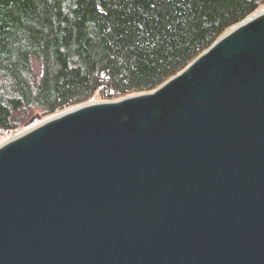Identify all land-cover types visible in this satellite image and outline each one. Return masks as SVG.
Listing matches in <instances>:
<instances>
[{
  "label": "water",
  "instance_id": "water-1",
  "mask_svg": "<svg viewBox=\"0 0 264 264\" xmlns=\"http://www.w3.org/2000/svg\"><path fill=\"white\" fill-rule=\"evenodd\" d=\"M31 124L0 144V264H264V10L153 91Z\"/></svg>",
  "mask_w": 264,
  "mask_h": 264
},
{
  "label": "trees",
  "instance_id": "trees-1",
  "mask_svg": "<svg viewBox=\"0 0 264 264\" xmlns=\"http://www.w3.org/2000/svg\"><path fill=\"white\" fill-rule=\"evenodd\" d=\"M264 0H0V139L32 114L150 92Z\"/></svg>",
  "mask_w": 264,
  "mask_h": 264
},
{
  "label": "rangeland",
  "instance_id": "rangeland-1",
  "mask_svg": "<svg viewBox=\"0 0 264 264\" xmlns=\"http://www.w3.org/2000/svg\"><path fill=\"white\" fill-rule=\"evenodd\" d=\"M261 10H264V4L261 6V8L258 10V11H261ZM92 102H107V100H104V99H100L98 97H94L91 101H89L88 103H92ZM86 104V103H85ZM83 105V104H82ZM80 106V105H79ZM70 110V109H69ZM65 112V111H63ZM63 112H60L58 114H55V115H52V116H42L41 114L39 113H34L31 115V117L26 121L24 122V124L18 128L15 132H12V133H8L6 134L5 136H3L1 139H0V144H2L3 142L7 141L8 139L12 138L14 135H18L20 133H23L27 130H29L31 127H33L34 125L31 124V122L34 120V118H37L40 120V122L42 121H45L53 116H56V115H59ZM31 124V125H30Z\"/></svg>",
  "mask_w": 264,
  "mask_h": 264
}]
</instances>
